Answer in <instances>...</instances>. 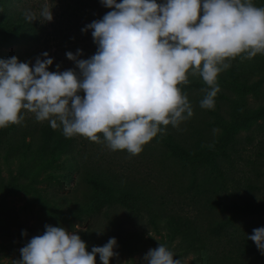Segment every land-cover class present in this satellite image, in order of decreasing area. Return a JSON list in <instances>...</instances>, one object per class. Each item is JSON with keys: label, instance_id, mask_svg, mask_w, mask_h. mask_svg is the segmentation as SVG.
I'll use <instances>...</instances> for the list:
<instances>
[{"label": "clouds", "instance_id": "9594fccd", "mask_svg": "<svg viewBox=\"0 0 264 264\" xmlns=\"http://www.w3.org/2000/svg\"><path fill=\"white\" fill-rule=\"evenodd\" d=\"M113 9L82 31L92 30L98 51L89 59L67 52L75 69L51 72L47 52L34 66L17 57L0 59V128L19 124L22 110L38 121L62 125L66 137L81 135L100 142L103 135L113 150L138 155L163 126H178L193 115L179 85L188 74L210 86L201 107H215L219 74L238 56L264 54V7L253 0H102ZM28 22H51L52 10L42 7L39 17L26 10ZM57 65V69H59ZM83 92L85 95H79ZM185 113L187 115H185ZM42 235L20 249L16 264H110L118 247L110 238L87 251L81 237L63 227L45 225ZM248 239L264 254V228ZM23 234L26 236L27 232ZM146 264H182L165 245L145 255Z\"/></svg>", "mask_w": 264, "mask_h": 264}, {"label": "rangeland", "instance_id": "374dc122", "mask_svg": "<svg viewBox=\"0 0 264 264\" xmlns=\"http://www.w3.org/2000/svg\"><path fill=\"white\" fill-rule=\"evenodd\" d=\"M31 2H43L56 8L54 13L56 11L57 20L62 23L64 30L60 33L59 42L47 52L53 59V64L48 70L63 72L75 69L79 72L75 62L69 60L66 53L76 54L80 49L83 55L79 58L88 59L91 54L86 53L83 48L89 46L94 38L91 29L87 32L82 29L93 21L101 20L113 9L105 7L102 0ZM6 52L2 51L0 59L17 57L20 62H24V49L19 52ZM35 52L42 50L36 49ZM37 58L30 61V66L35 65ZM39 58L44 57L41 54ZM226 63H230L229 68L234 67L246 73L259 70L260 73L254 76L249 84L250 88H258L257 91L250 90L244 96L237 90L228 92L232 105L230 109L226 108L230 116L227 117L229 121L225 127H212L213 120L201 109V101L206 92L185 94L193 110L190 118L181 121L178 126H161L163 130L172 133L182 145L190 148H196L203 141L213 142L235 129L231 133L234 139L229 143L226 155L219 153L216 156L218 172L213 175L219 179L215 184L214 181L207 183V191L202 193L204 188H199L203 185L202 178L194 180L193 168L169 156L166 148L154 142L147 143L140 154L132 155L126 150L113 151L106 143L92 144L79 139L71 155L42 165H35L24 158L10 157L5 152L0 153L2 184L9 186L15 182L26 186V189L6 194L0 183V249L10 253L9 257H0V264H16V261L21 260L20 249L33 237L44 234L45 225L63 227L78 234L82 240L83 233L88 229L94 231L98 239L117 230L118 226L122 230L141 233L146 243L141 245L140 251L135 254L127 253L118 245L114 252L119 253V256L112 257L110 264H146L145 255L160 244L172 251L174 259H180L182 264H264V257L250 258L237 249L240 245L238 242L243 237L239 229L230 230L221 238H214L208 233V227L223 217L211 208V200L249 203L255 207L264 204V54L251 58L238 56ZM57 65L60 66L59 69ZM188 78L198 79L200 76H193L189 72ZM79 95L85 94L80 92ZM21 114L23 119H30L29 122L33 125L50 122L38 121L34 113L26 110H22ZM258 114L262 116L259 117ZM242 118L247 120V123H242ZM75 162L80 169H71V164ZM91 168L93 171L105 173L109 179L117 182L120 188L131 189L135 193L139 192L142 198L147 197L141 200L140 204L149 202L152 208L162 214L178 215L191 220L197 234L204 240L205 247L201 250H191L182 237H175L166 230L153 232L147 213L122 207L120 204L123 200L119 201L118 197L105 200V205L100 210H84L76 217L65 197H71L74 201L82 199L81 190L87 184L84 173ZM70 172H74L75 181L70 182L66 178ZM251 185L257 186L258 189L251 190ZM257 218L258 215L250 216L251 220ZM255 221L263 222L264 215ZM238 226L242 229L245 224ZM24 231L27 232L26 236ZM233 233L235 234L231 235ZM90 237L88 233L87 239ZM234 243L235 246H232ZM229 250H232L231 254L227 253ZM87 251L91 252L92 248L87 247ZM96 264H102L99 254L96 255Z\"/></svg>", "mask_w": 264, "mask_h": 264}, {"label": "trees", "instance_id": "16d2710c", "mask_svg": "<svg viewBox=\"0 0 264 264\" xmlns=\"http://www.w3.org/2000/svg\"><path fill=\"white\" fill-rule=\"evenodd\" d=\"M32 0H0V54L2 51L6 53L19 52L24 49L25 53L22 57L25 63H29L32 59L40 57L41 54L48 52L55 47L60 39L62 30V23L58 22L54 9L50 4L31 2ZM119 1V0H118ZM122 2V0H121ZM158 3H164L165 0H157ZM255 6L264 7V0H253ZM47 5L52 10L53 20L51 22H41L39 20L28 22L24 18L26 10L35 12L39 17L42 7ZM15 7V9H14ZM13 11V12H12ZM55 15V18H54ZM64 38V34H63ZM67 38V37H66ZM42 50V52H35V50ZM86 53L96 54L98 45L91 42L89 46L83 48ZM88 58V59H89ZM259 70H250L249 73L243 72L237 68H229L222 71L217 78V85L220 91L215 97V107L212 109L201 108L206 115L212 120V127H225L228 123L232 98L228 95L229 91L237 90L241 96L246 95L250 90L257 91L258 88H250L249 84L252 82L254 76L259 75ZM184 94L202 93L210 90L202 79L188 78L187 84L179 85ZM259 117L262 115L258 114ZM242 123H247L244 118ZM30 119H24L19 124H9L7 127L0 128V153L5 152L10 157L24 158L28 161L34 162L35 165L49 164L57 161V159L65 156L68 157L74 151L79 139L86 140L92 144L106 143L103 135L100 134V142H93L90 139L74 135L66 137L63 134L62 125L53 129L50 122L42 124H32ZM250 120H248L249 122ZM251 122V121H250ZM235 129L228 131L225 135L220 136L213 142H200L196 148L185 147L176 137L165 130H162L150 142L157 143L166 148L169 156L174 157L180 162L190 165L193 168L194 180L199 177L202 178V184L199 188H204L205 185L214 181H218V177L214 176V172H218L216 165V156L220 154L226 155V150L229 143L233 142V133ZM71 169H80L78 163H72ZM199 168V171H197ZM87 169L84 173L86 176V185L81 190L82 201H74L71 197H65V201L71 210L74 211L76 217L84 210H100L104 207L105 200H111L112 197H118L119 201L122 199V207L134 210L137 212L145 211L148 216V223L152 231L159 233L166 230L175 237H182L189 244L191 250H201L205 247L204 240L197 234L194 224L188 218L178 215L162 214L158 210L152 208V205L140 204L142 198L141 194L135 193L131 189H122L117 182L109 179L105 173ZM70 182L75 181L74 172H70L66 177ZM0 183L6 194H13L18 190L26 189V186L12 183L9 186H4L3 181ZM251 190H257L255 185L250 186ZM147 201V200H146ZM211 208L223 215L222 218L216 220L208 227V233L214 238H221L227 235L230 230H237L242 233V240L238 243L243 255L247 257L263 258L264 254L258 250L254 241L248 239V236L253 235V229L263 228V222H257L264 215V204L258 207L253 204H240L238 202H225L220 199L210 201ZM251 215H258L257 219H250ZM245 224L244 228H240L239 224ZM259 227H258V225ZM119 227V226H118ZM114 230L112 233L102 235L101 239L89 231L83 233V241L87 242V247L102 246L107 244L110 238H116L117 244L126 250L127 253L135 254L141 249V245L146 241L142 238L141 233L135 230H122L121 227ZM46 228H43V232ZM90 234V239H87V234ZM235 233L231 234L234 235ZM97 238V239H96ZM102 239H104L102 241ZM233 243V242H230ZM236 243L232 244L235 246ZM232 253V250L227 252ZM10 253L4 249H0V257H9ZM227 261V260H226ZM226 263V262H225Z\"/></svg>", "mask_w": 264, "mask_h": 264}]
</instances>
